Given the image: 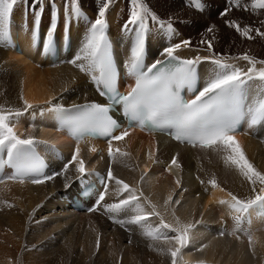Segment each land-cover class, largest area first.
<instances>
[{
	"label": "bare ground",
	"instance_id": "1",
	"mask_svg": "<svg viewBox=\"0 0 264 264\" xmlns=\"http://www.w3.org/2000/svg\"><path fill=\"white\" fill-rule=\"evenodd\" d=\"M24 1L31 2L20 0L16 6L21 7ZM201 1L205 7H210L199 11L193 0H142L159 18L174 25V31L180 34L177 40L191 39V47H181L177 51L180 56H210L206 46L200 44L204 39L212 41L218 56L222 54L224 59L242 69L250 66L240 59L244 54L264 60V35L256 31L259 29L260 33H264V10L252 9L249 0H239L242 7L236 6L235 0ZM103 2L79 0V5L94 20ZM57 5L61 15H64V0H57ZM229 6L231 11L226 17H219L220 11ZM128 14V0H112L106 19L123 26ZM227 21L239 23L242 30L250 27L252 38L248 39L229 27ZM209 27L213 28L212 33L207 31ZM150 28L151 35L157 27L150 22ZM23 52L32 54L29 48ZM22 55L13 54L0 46V109L23 110L24 100L33 105L26 110L30 111L43 108L46 101L71 105L96 98L89 84L71 66L37 67ZM260 66L257 64V67ZM15 119L12 121L15 130H22ZM23 133L25 137L36 134L30 128L23 129ZM237 141L248 160L258 170L264 171V143L251 138ZM118 147L130 155H118L112 160L113 175L141 189L167 223L175 224L176 218H179L181 223L194 225L191 231L194 246L185 249L194 253L178 257L179 264H264V236L253 235V242L249 243L248 240H236L233 236L211 239L205 235V229L216 228L217 213L221 212V207L225 210L226 206L211 205V199L204 190H211L217 202L229 199V191L241 198L249 194L248 184L238 169L225 162L228 153L222 147L211 150L181 147L159 135L137 132L131 134L127 144L122 142ZM93 148V145L82 146V152H93ZM94 157L104 168L103 159ZM163 157L167 161L176 158L179 167L168 165L164 168L161 164ZM76 173L74 164L68 167L67 172L42 184H0V264H170V257L160 251L170 247V242L163 238L154 240L145 234L159 224L155 217H150L143 226H122L114 219L129 218L133 215L132 209L119 214L109 213L112 224L100 216V212L105 211L101 207L90 214L71 213L61 197L75 190L72 178ZM212 179L219 187H212L209 183ZM117 193V186L111 181V200L106 204L117 203L114 202ZM169 195L173 201L179 199L180 204L170 203L165 208L164 202ZM142 203L148 208L144 201ZM78 218L86 219L87 225H78ZM126 237L128 242H125ZM201 248L202 251L197 250Z\"/></svg>",
	"mask_w": 264,
	"mask_h": 264
},
{
	"label": "snow or ice",
	"instance_id": "2",
	"mask_svg": "<svg viewBox=\"0 0 264 264\" xmlns=\"http://www.w3.org/2000/svg\"><path fill=\"white\" fill-rule=\"evenodd\" d=\"M20 0H0V43H6L10 38L12 14ZM112 0H104L97 16L88 25L87 37L72 57L69 63L80 71L89 75L97 88L99 95L108 97L112 104L92 102L87 105H73L72 109H65L59 103L53 104L46 101L53 112H73V119L67 121L72 131L88 130L102 134L107 139L108 156L115 160L119 156H128L130 153L114 147V142L123 141L130 134L132 127L139 126L149 132H165L181 143L190 144L192 147L203 149L223 148L228 155L226 163L234 165L249 187V194L245 198L229 191V199L218 201L229 209L228 215L234 221V231L244 230L245 223L250 224V211L255 208H264V171L258 170L246 157L241 145L235 138L241 121L249 118V127L264 123V60H256L247 54L240 59L250 65L242 69L228 62L223 55L214 52L211 40L201 39L200 44L205 45V50L210 56L195 55L192 58H181L177 51L181 48L192 46L191 39H184L177 43H170L162 49L160 57L150 64L145 63L148 47V35L151 24L161 32L166 31L169 36L174 35V25L159 18L150 10L142 0H128L129 14L122 26V31L131 38L130 56L123 62L125 73L134 79V85H129L126 93L118 89L119 69L115 66L111 42L107 36L108 22L106 13ZM236 6L242 7L239 0ZM252 9L264 10V0H249ZM194 6L200 8V0H193ZM33 15V36L41 47L42 53L48 54L54 50L57 30L60 24L61 11L57 0H31L28 4ZM248 10V9H246ZM47 11V23L44 28V37L40 41V27ZM64 29L70 28L75 19L79 22L84 13L79 5V0H64ZM231 11V6L225 9L223 15ZM244 37L251 39L250 27L241 29L235 21L226 22ZM209 33L213 28L207 29ZM258 34L259 29L256 30ZM208 61L213 66L202 87H197V66ZM257 64L261 65L257 67ZM187 88L191 97L182 95ZM24 109L5 111L0 109V170L5 166L12 169L11 173L0 175V182L5 179L18 180L23 183L30 180L34 184H41L52 180L55 175L67 172L69 164H76L79 174L78 180L83 181L89 173L85 161L81 158L80 149L77 147L69 163H66L60 173L46 175V163L36 151L35 146L41 143L36 137L28 135L24 138L15 130L12 122L19 117L22 111L31 109L32 104L23 101ZM113 107L122 110V115L127 118V127L114 119L110 112ZM95 151V149H92ZM6 156V158H5ZM171 163L177 164L173 158ZM114 181L118 191L124 198L117 203L101 204L108 191V182ZM103 190L98 193L94 201L97 207L104 208L107 213L119 214L132 209L136 214L129 218L114 219L115 223L126 225H145L150 217H155L159 224L156 228L146 231L152 239L163 238L171 246L160 251L170 257V264H179L178 257L190 246L193 224L181 223L176 218L175 224L167 223L165 217L156 209V205L144 196L143 191L130 186L124 180L113 175L109 167L106 176L99 178ZM179 185L180 181H176ZM203 183V181H201ZM213 188L219 187L215 179L209 181ZM223 190V189H222ZM144 201L148 208L142 207ZM170 203L180 204V200L173 201L171 195L164 202L165 208ZM221 235L224 233L221 232ZM253 237L249 234V243ZM98 243V242H97ZM206 247V245H205ZM202 251L201 249H197Z\"/></svg>",
	"mask_w": 264,
	"mask_h": 264
},
{
	"label": "rangeland",
	"instance_id": "3",
	"mask_svg": "<svg viewBox=\"0 0 264 264\" xmlns=\"http://www.w3.org/2000/svg\"><path fill=\"white\" fill-rule=\"evenodd\" d=\"M208 12L211 13V10H209ZM219 14H220V13H219ZM221 15H222V14H220L219 17H221ZM224 17H226V15L222 16L221 18H224ZM216 41H217V40H216ZM216 41L214 42V45H216ZM220 166H222V165H220ZM77 221H78L77 224H78V225L80 224L82 227H85V226L87 225V221H86V219H84V218H78ZM127 238H128V237L125 238V242H128V239H127Z\"/></svg>",
	"mask_w": 264,
	"mask_h": 264
}]
</instances>
